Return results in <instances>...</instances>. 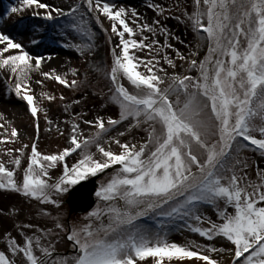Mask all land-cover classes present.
<instances>
[{
    "label": "snow or ice",
    "instance_id": "1",
    "mask_svg": "<svg viewBox=\"0 0 264 264\" xmlns=\"http://www.w3.org/2000/svg\"><path fill=\"white\" fill-rule=\"evenodd\" d=\"M182 3L173 0L170 8L149 4L157 13L151 23L113 0H76L67 10L46 0H16V6L6 10L4 15L21 17L30 12L32 17L54 22L53 27L63 19L58 34L75 33L73 40L79 38L75 43L66 41L63 47L81 57L94 52L92 21L105 33L108 29L101 17L109 21L118 41L111 48L112 63L96 64L92 71L109 82L106 99L119 112L118 118L85 119L86 114H71L72 105H80V99L66 103L63 94L35 93L32 83L44 84L33 79L37 73L73 92L81 91L89 78L85 74L80 79L77 68L71 69L70 80L68 72L45 70L51 55L33 54L24 42L0 30V70L14 80L10 93L26 102L36 139L41 117L48 125L46 131L55 126L64 135L60 122L50 118L46 101L65 102L63 111L70 116L63 122L70 127L69 144L62 150L42 154L33 143L30 156L28 144L17 149L19 155L7 151L14 168L0 160V190L60 208L59 198L73 186L88 176L107 174L95 192L101 203L84 218L86 223L66 227L55 216L54 227L41 228L16 223L19 216L14 206L0 208V220L13 221L11 229L0 224V236L6 239L0 264H225L220 255L225 253L231 256L230 264H264V167L254 166L247 155L258 153L264 162V0H191V11ZM169 18L194 34L186 54L170 42L173 33L163 23ZM29 27L35 33L43 31ZM145 32L164 36V43ZM174 39L185 43L180 36ZM30 42L42 46L35 36ZM202 47L206 54L200 58ZM146 49L147 58L137 55ZM81 123L95 131L85 135ZM121 126L124 131L119 130ZM8 129L10 135L5 138L16 143L18 130L0 123V130ZM132 130L144 133L143 143L122 142ZM113 132L118 135L112 136ZM73 154L78 159L69 164L66 158ZM26 156L29 163L18 180L16 169ZM57 167L62 174L52 181L50 170ZM253 167L255 178L249 171ZM108 169L112 172L106 173ZM205 205L215 210L216 221L204 214ZM145 219L154 225H146ZM184 229L207 241L222 238L225 246L169 239L170 233ZM27 230H33L32 234ZM14 232H19L22 242ZM61 233L72 243V255L57 252L54 238Z\"/></svg>",
    "mask_w": 264,
    "mask_h": 264
},
{
    "label": "rangeland",
    "instance_id": "2",
    "mask_svg": "<svg viewBox=\"0 0 264 264\" xmlns=\"http://www.w3.org/2000/svg\"><path fill=\"white\" fill-rule=\"evenodd\" d=\"M46 2L59 5L67 10L68 5L76 2V0H46ZM113 2L119 6L125 7L129 11L135 9L139 14L140 19L147 21L148 23H151L155 18H157L155 9L150 8L148 6L149 4L160 3L165 8H170L173 6V0H113ZM10 6H16V0H0V17H2L0 18V26H2L0 30H4L9 34L14 35L18 40L24 42L27 45L28 50H30L33 54H42L44 56L51 55L53 57L52 60H55V58H60V62L54 61L56 63L51 65L47 63L44 65L45 70L55 68L60 73L68 72V79L70 80L72 78L71 69L77 68L81 74L79 77L80 79H83L85 74H87L89 78V83L81 91L73 92L71 89L65 88L64 86H61L49 79H45L43 76L37 73L34 75L33 79L43 80L44 84L39 85L32 83V90L37 94H39L42 90L52 91L57 96L63 94L67 98L65 101L66 103H70L72 99H80V105H72V115H75L76 113L86 114L84 118L90 120L94 119L98 115L104 116L105 118H118V106L109 103L106 99V96L109 94V82L98 74L94 75L92 71V66L96 64L109 66L112 63L111 48L118 41L115 34H112L110 31V22L101 17L104 28L108 29V32L105 33L99 24H97L94 20L92 21L93 30L95 32L94 52L91 55L81 57L74 49L63 47V44L66 41H72L74 43L79 42V38L73 40V37L76 35L75 33L67 37H61L58 34L61 30V25L65 23L63 19L56 21L55 27H53L54 22L44 21L39 18L32 17L30 12H25L23 17H21V15L18 13L4 15ZM181 6H187L188 11L192 10L191 0H183ZM21 19H23V23L20 22ZM133 19V17H129L130 24ZM163 23H165L167 28L173 33V38L170 40V42L173 43L176 48H179L181 52L186 54L189 43L194 42V34L192 31L186 27L185 24L177 21L174 18H169L168 20L163 21ZM29 26L42 27L43 31L41 33H35ZM109 35L112 37L111 41L108 39ZM144 35H149L151 37V34L147 32H145ZM33 36H35L36 39L42 41V46L36 47L31 44L30 41ZM175 36H180V38L185 43L181 44L176 41L174 39ZM137 38L139 39L140 37L138 36ZM151 38L158 39L161 44L164 43V36H155ZM167 51L170 56L174 57V53L171 49H168ZM205 54L206 47H202L200 58H202ZM137 55L147 58L148 51L146 49L144 52H138ZM177 63L180 64L182 62L177 61ZM161 64H164L162 60ZM164 66L166 67V65ZM140 70H143V68L141 67ZM169 71L171 72V69H169ZM190 74L196 75L197 73L193 72ZM12 83H14L13 78H11L6 71L0 70V115L3 117V119L0 120V123H5L6 128L8 124H11V126L15 127L20 134L18 141L13 143L11 139L5 138L6 136L10 135V129H8L7 132L0 130V133H3L0 135V160L4 161L6 166L9 168H14V165L8 163L10 158L7 155V151L9 149L13 151L14 155H19L17 149L21 148L23 144H28L29 149H27L26 152L27 155L30 156L31 145L36 143L38 151H40L42 154L56 153L57 151L68 146V128L70 127V125L63 123L65 120L70 119V116L63 111V105L65 102H61L59 100L54 103L46 101V105L49 106L50 118L60 122L59 127L64 132V135H60V133L56 131L55 126L52 127L50 132L46 131L48 125L46 124V121L43 119V117H41L39 140H37L33 118L26 102L20 100L9 91V86ZM125 85L127 86V81H125ZM81 128L84 130L85 135L95 131V128H91L90 126L84 125L83 123H81ZM119 130L124 131L125 127L121 126ZM117 135V132L112 133V136ZM143 136L144 133L142 131L132 130L131 134L126 135L121 139L122 142L131 141L143 143ZM111 147L115 151L119 150L114 143L111 144ZM92 151L95 152L96 149L93 148ZM247 155L249 160L253 162L254 166L255 164H260L261 167H264V162L260 161L258 153L253 154L249 151ZM66 159L69 164H72L77 161L78 157L76 154H73L72 157ZM28 163L29 160L26 156L24 159H22L21 167L16 169L18 180H22L23 171L26 169ZM249 171L250 175L255 178L254 167ZM111 172L112 171L109 173ZM59 173H62L61 167L50 170L49 174L52 177V181L57 179ZM90 177L91 176H88L86 179ZM106 179L107 174L98 178L99 186L101 183L105 182ZM67 196L68 193L59 198L61 200V207L57 208L54 205L39 204L34 200H28L27 198L21 197L18 194L0 190V208H11L14 206L16 209H18V213H16V215L19 216V219L15 221L16 223L25 222L31 223L34 226L41 228H52L54 227L52 217L60 216L62 218V222L66 227H68L67 216L69 214V206L66 203ZM100 203L101 202L99 201L98 204ZM203 211L204 214L210 217L212 220L216 221L218 219L215 210L211 206L205 205ZM229 211H231V209H229ZM44 213H51V215L47 216L44 215ZM88 213L73 216L72 224L86 223L84 218L88 215ZM143 223L146 225H154L155 222L143 221ZM0 224H2L4 228L11 229L13 221L11 219H2L0 220ZM0 231H2V228H0ZM32 231L33 230H27V234L31 235ZM14 235L17 237L18 241H23V237L19 234V232H14ZM54 239L58 241L56 250L60 254L62 251H67V249L72 246V243L67 240L65 233H61L58 238ZM169 239L180 243H183L186 239H188L196 240L201 244H214L216 247L225 246V241L222 238H217L215 241H207L206 238L199 237L198 234L190 233L187 229L170 233ZM5 246L6 239L3 236H0V250H3ZM212 255L215 258L217 254ZM220 255L225 257V264L230 263L231 256L229 254L225 253ZM186 264H196V262H186ZM199 264L201 263L199 262Z\"/></svg>",
    "mask_w": 264,
    "mask_h": 264
},
{
    "label": "water",
    "instance_id": "3",
    "mask_svg": "<svg viewBox=\"0 0 264 264\" xmlns=\"http://www.w3.org/2000/svg\"><path fill=\"white\" fill-rule=\"evenodd\" d=\"M95 191V180L83 182L70 192L68 203L71 211L83 212L92 207L94 200L92 195Z\"/></svg>",
    "mask_w": 264,
    "mask_h": 264
},
{
    "label": "bare ground",
    "instance_id": "4",
    "mask_svg": "<svg viewBox=\"0 0 264 264\" xmlns=\"http://www.w3.org/2000/svg\"><path fill=\"white\" fill-rule=\"evenodd\" d=\"M59 59H60V58H55V60H51V61H49L48 63L51 65V64L56 63V62H54V61H58V62H60ZM17 211H18V209H17ZM16 213H17V212H16Z\"/></svg>",
    "mask_w": 264,
    "mask_h": 264
}]
</instances>
